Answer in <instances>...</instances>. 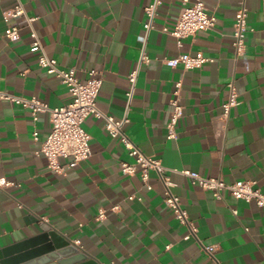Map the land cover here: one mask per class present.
Wrapping results in <instances>:
<instances>
[{
    "label": "crops",
    "instance_id": "0c3cea01",
    "mask_svg": "<svg viewBox=\"0 0 264 264\" xmlns=\"http://www.w3.org/2000/svg\"><path fill=\"white\" fill-rule=\"evenodd\" d=\"M151 1L23 0L28 14L38 17L34 26L46 52L60 67H75L81 79L90 69L101 72L97 102L116 119L127 113L128 76L136 69L145 42V7ZM241 1L249 9V30L246 52L236 57L232 33ZM204 2L217 16L215 27L179 43L161 28L175 26L182 1L162 0L146 41L151 60L140 68L124 131L145 154L169 169H191L228 183L255 180L264 192V0ZM12 5V0H0V90L36 95L51 107L68 103L67 86L41 67L37 53L30 50L25 21L10 20L22 27L19 40L11 42L4 36L3 11ZM197 52L213 61L187 70L164 62ZM178 81L184 115L177 138L168 139ZM232 81L238 104L225 116L223 104ZM84 127L91 136L92 156L59 173L49 168L44 154L37 153L50 129L49 114H40L34 123L28 109L0 100V180L13 182L0 186L2 257L46 256L51 241L42 236L55 231L97 264H264V208L228 191L216 199L187 176L170 170L173 190L198 228L200 241L216 245L214 257L210 256L195 238L184 239L188 229L166 205L163 185L154 173L153 188L148 189L139 173L121 171V162L134 158L118 138L111 137L105 120L91 115ZM35 128L39 140L33 138ZM130 195L135 198L129 199ZM102 210L106 216L99 219Z\"/></svg>",
    "mask_w": 264,
    "mask_h": 264
},
{
    "label": "built area",
    "instance_id": "2783aa9c",
    "mask_svg": "<svg viewBox=\"0 0 264 264\" xmlns=\"http://www.w3.org/2000/svg\"><path fill=\"white\" fill-rule=\"evenodd\" d=\"M13 5L3 11V18L6 21L4 36L7 40L13 42L21 37V26L10 22V20L23 19L29 28L32 39L30 50L37 53L38 63L45 68L49 74H54L67 86L71 100L61 106L51 107L38 96L30 97L17 95L5 90H0V100H6L13 104L22 106L30 111L34 123L39 119L40 114L48 113L50 117V129L42 142L41 148L37 153H42L48 159L49 168L64 173L68 168L77 166L80 162L88 160L92 156L90 148V134L84 127L85 120L93 115L105 120V129L112 138H118L126 147L129 155L134 158L133 161H122L121 171L125 174H140L143 184L146 188L152 189L150 182L151 174H155L161 181L164 189V201L176 215V218L187 227L188 233L184 239L195 238L201 243L202 249L214 257L216 245H206L198 237V228L190 219L188 211L183 207L180 196L174 192L175 183L172 181L169 171L173 170L187 176L194 185H198L205 190L212 192L216 199H222L224 191H228L234 198L246 202H255L258 206L264 208V192L256 187L255 180H238L233 183L226 182L222 177H208L191 169H169L160 159L145 154L142 149L127 135L124 131L125 124L129 121L128 110L134 88L138 79L140 68L144 63H149L151 58L146 53V41L149 31L154 28L155 18L162 0H152L145 7L147 21L144 24L146 30L145 42L141 47L140 57L136 69L129 74L131 87L127 93L128 108L127 113L121 119L104 112L98 105L97 98L103 85V77L97 69H90L88 77L81 79L77 76L75 67L62 68L58 60L51 57L45 50L42 39L34 26L37 16H30L26 10L23 0H12ZM182 7L178 20L173 28L163 26L161 30L175 36L180 43L183 38L192 36L199 31H207L215 27L217 16L210 12L205 5L204 0H181ZM249 9L245 1L240 2V6L235 14V23L233 28V48L236 57L246 52L245 42L248 26ZM213 61V58L206 57L202 52L195 55L182 53L175 57L165 58L164 62L172 67L182 66L185 70L200 68L205 62ZM182 82L176 83L174 96L171 99L170 119L167 123V138L176 139L178 136V124L184 115V105L181 102L180 91ZM229 96L223 104L224 115L228 116L233 106L238 104V90L234 81L228 84ZM33 138L40 139L38 129L33 130ZM13 182L0 180V186L6 187ZM130 195L129 199H134ZM116 207V206H115ZM237 213V210H234ZM105 211H100L99 219L105 218ZM79 243V240L76 241ZM1 264V263H0Z\"/></svg>",
    "mask_w": 264,
    "mask_h": 264
},
{
    "label": "water",
    "instance_id": "95a60500",
    "mask_svg": "<svg viewBox=\"0 0 264 264\" xmlns=\"http://www.w3.org/2000/svg\"><path fill=\"white\" fill-rule=\"evenodd\" d=\"M50 236V238H49ZM48 239V242L51 241L48 245V250L45 253L46 256L38 255L35 256V259L27 260V256L23 255L22 257H11L5 258L0 255L1 264H43L49 263L51 260H57L59 264H97L93 258H90L85 252L79 251L78 247L71 244L63 236L59 235L55 231L45 233L42 236V240ZM34 255V254H31ZM62 256L63 260H61ZM38 257V258H37Z\"/></svg>",
    "mask_w": 264,
    "mask_h": 264
}]
</instances>
